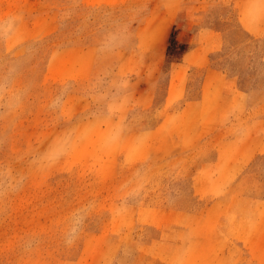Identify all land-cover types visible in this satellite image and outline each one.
I'll return each mask as SVG.
<instances>
[{"label":"rangeland","instance_id":"374dc122","mask_svg":"<svg viewBox=\"0 0 264 264\" xmlns=\"http://www.w3.org/2000/svg\"><path fill=\"white\" fill-rule=\"evenodd\" d=\"M0 264H264V0H0Z\"/></svg>","mask_w":264,"mask_h":264},{"label":"crops","instance_id":"0c3cea01","mask_svg":"<svg viewBox=\"0 0 264 264\" xmlns=\"http://www.w3.org/2000/svg\"><path fill=\"white\" fill-rule=\"evenodd\" d=\"M147 15H149V14H147ZM197 63V64H196ZM194 62V63H192V67L193 68H195V67H200L202 64H200V62ZM203 63V62H202ZM95 64L92 66V69H95ZM204 66H205V68H204V70H203V75L201 76V78H200V82H199V89H198V91H197V94H196V99L195 100H193V101H203V95H204V83H205V81H206V79H207V77L208 76H206L205 75V72L207 71L206 70V65L204 64ZM94 71V70H93ZM144 91L145 90V92H143L142 94V96H144L145 95V93H146V88H143V89H141V91ZM192 101V100H191ZM190 107V106H189Z\"/></svg>","mask_w":264,"mask_h":264}]
</instances>
